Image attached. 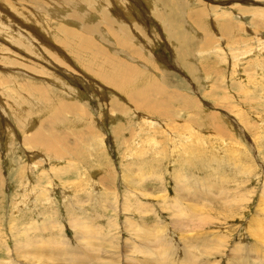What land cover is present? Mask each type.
<instances>
[{"label": "rangeland", "instance_id": "374dc122", "mask_svg": "<svg viewBox=\"0 0 264 264\" xmlns=\"http://www.w3.org/2000/svg\"><path fill=\"white\" fill-rule=\"evenodd\" d=\"M0 264H264V0H0Z\"/></svg>", "mask_w": 264, "mask_h": 264}, {"label": "bare ground", "instance_id": "6f19581e", "mask_svg": "<svg viewBox=\"0 0 264 264\" xmlns=\"http://www.w3.org/2000/svg\"><path fill=\"white\" fill-rule=\"evenodd\" d=\"M4 2V1H3ZM168 5V4H167ZM166 5V6H167ZM199 13V12H198ZM200 18V17H199ZM39 34V33H38ZM192 46V45H191ZM99 72V71H98ZM100 73V72H99ZM126 80V79H125ZM132 86H134V84L132 83ZM131 86V87H132ZM130 88V87H129ZM128 88V89H129ZM131 90V89H130ZM146 91V90H145ZM131 92V91H130ZM139 92V91H138ZM143 92V91H142ZM140 93V92H139ZM132 94V93H131ZM137 94V93H136ZM143 95H144V93H143ZM146 97V96H145ZM147 98V99H146ZM145 99H143V98H140V100H139V102L138 103H141L142 102V104H144V105H146L147 106V108H149L150 110L152 109V108H155V107H157V103L156 102H151V100H150V98H148V97H146ZM135 100V99H134ZM142 100V101H141ZM143 100H145V101H143ZM137 101H138V99H137ZM137 105H139V104H137ZM71 106V105H70ZM73 106V105H72ZM140 106H142L141 104L139 105V107ZM144 107V106H143ZM146 109V108H145ZM153 113V112H152ZM35 136V135H34ZM34 136H33V141H35V139H34ZM42 137V136H41ZM41 137L40 138H38V142L40 143V144H43V145H45L46 143V146L48 147V148H52L53 147V145H56V141H54L53 143H49L48 142V140H47V138H44V139H42V141H41ZM51 137V136H50ZM46 143H45V142ZM28 143V142H27ZM37 143V142H36ZM53 144V145H52ZM40 146V145H39ZM44 147V146H43ZM55 149V148H54ZM58 149V148H57ZM51 151H53V150H51ZM56 153V152H55ZM60 153V152H59ZM57 156V155H56ZM55 156V157H56Z\"/></svg>", "mask_w": 264, "mask_h": 264}]
</instances>
